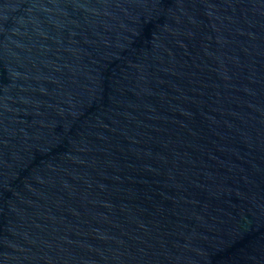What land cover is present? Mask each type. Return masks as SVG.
I'll return each mask as SVG.
<instances>
[{"label":"water","instance_id":"1","mask_svg":"<svg viewBox=\"0 0 264 264\" xmlns=\"http://www.w3.org/2000/svg\"><path fill=\"white\" fill-rule=\"evenodd\" d=\"M0 264H264V0H0Z\"/></svg>","mask_w":264,"mask_h":264}]
</instances>
